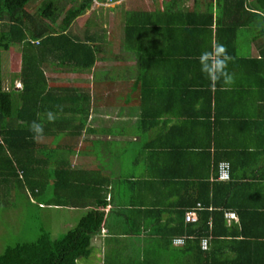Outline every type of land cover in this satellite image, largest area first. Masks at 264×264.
Wrapping results in <instances>:
<instances>
[{
    "label": "crops",
    "instance_id": "crops-1",
    "mask_svg": "<svg viewBox=\"0 0 264 264\" xmlns=\"http://www.w3.org/2000/svg\"><path fill=\"white\" fill-rule=\"evenodd\" d=\"M116 1L105 4L104 21L100 17L83 28L81 36L91 32L101 45L93 66L72 69L54 58L42 66L48 86L60 88V98L68 94L61 116L72 120L61 124L60 150L66 151L71 168L91 174L82 173L79 178L86 181L77 187L100 188L104 195L102 207L71 208L79 212L71 221L74 228L81 220L93 223L97 211L103 213L91 236V252L81 259L92 256L96 264H264V219L258 214L264 210L259 70L227 71L229 86L220 79L209 91L187 86L192 70L188 61L172 55L181 42L173 23L149 28L138 21L136 27L145 29L134 33L130 47L125 45L126 11L167 6L131 0L130 8ZM237 41L245 51L239 57L260 58L264 34L256 37L242 29ZM137 50L145 54L146 64L134 54ZM70 106L86 113L81 116ZM123 156L129 157L127 169L117 166ZM213 157L229 162V180L214 177ZM222 182L232 186L223 188ZM212 200L228 206L223 210ZM187 211L194 212L195 220L186 221ZM204 211L209 212L207 222ZM210 214L216 216L214 225ZM205 227L208 232L198 239ZM202 239L208 241L206 250Z\"/></svg>",
    "mask_w": 264,
    "mask_h": 264
},
{
    "label": "trees",
    "instance_id": "trees-1",
    "mask_svg": "<svg viewBox=\"0 0 264 264\" xmlns=\"http://www.w3.org/2000/svg\"><path fill=\"white\" fill-rule=\"evenodd\" d=\"M31 1L0 0V50L7 51L18 45L20 70L17 78L21 83L20 88L13 84L11 89L5 88L0 71V196H10L14 192L15 196L22 193L30 199L38 196L42 200L38 202L39 205L102 207L105 204L102 189L85 191L77 187V183L84 180L79 176L82 173L91 176L89 171L71 168L63 150H60L58 139L61 124L72 120L71 115L68 118L61 116L65 109L62 102L68 94L60 98V88L48 86L42 67L49 58L67 63L72 69H88L93 66L101 45L90 37L91 32L86 31L81 36L72 33L70 26L90 8L94 0H43L36 16L27 8ZM68 1L70 5L65 7ZM96 1L104 3L116 0ZM185 1L168 0L165 10H160L157 5L151 11H126L125 45L130 47L129 40L134 33L145 29L142 23L149 28L153 24L160 26L173 23L179 29L181 42H177V51L172 55L188 61L192 70L187 86L209 91L211 87L219 85L218 80L211 81L201 71L199 59L202 53L214 54L217 45H223L225 53L230 57L226 71L257 68L264 84V46L260 48V58H251L239 57L237 45L238 34L242 29H249L256 37L264 34V26L261 24L264 23V0H188L189 4ZM39 18L48 20L49 24H44ZM138 21H141V28L136 27ZM134 54L141 56L146 64L144 53L137 50ZM212 62L213 58L209 57V63ZM82 97L85 101V96ZM73 109L81 116L86 113L79 106L77 110ZM73 109L70 106L68 110ZM49 113L52 119H49ZM33 122L42 131H34L31 127ZM83 123L80 122L81 126ZM44 135L51 137L48 145L39 143ZM207 156L209 163L210 157ZM219 160L217 157L212 160L216 171L221 162ZM219 184L226 189L232 186L228 182ZM207 201L203 206L208 205ZM211 203L223 210L228 206L224 200L218 204L212 200ZM204 212L207 222L209 212ZM218 213L224 221L223 211ZM238 214L242 223L243 214ZM258 214L264 219V210ZM210 215L214 225L216 216ZM102 216V211H97L93 223L86 222V219L78 227L68 229L55 238L51 237L49 227L47 230L42 227L34 240L7 246L0 253V264H77L78 258L89 256L91 236L99 229ZM207 232L208 227H205L196 237L199 239Z\"/></svg>",
    "mask_w": 264,
    "mask_h": 264
},
{
    "label": "rangeland",
    "instance_id": "rangeland-1",
    "mask_svg": "<svg viewBox=\"0 0 264 264\" xmlns=\"http://www.w3.org/2000/svg\"><path fill=\"white\" fill-rule=\"evenodd\" d=\"M130 1L131 0H123L121 3H127L131 8L132 5L130 4ZM157 1L162 6H166L168 0ZM42 2L43 0H32L27 5V8L33 15L36 16L38 7L42 4ZM97 2L98 1L94 0L88 10V13H83V15H80L73 21V24L70 27V31L72 33H78V35H81L83 33L85 23L89 21L98 22L100 20V17L102 19L101 21H104L106 19L105 13L107 10V6H105V4L110 2ZM69 5L70 3L68 1L66 2L65 7ZM39 19L44 24H49L48 20L42 18ZM237 43L238 53L240 55H244L245 51L243 49V45L240 44L239 41H237ZM19 52L20 51L18 45H14L7 51L0 50L1 79L3 81V86L7 89H11L13 86L16 88L20 86L19 84H17L20 83L19 79L17 78V74L20 70ZM11 84H13V86ZM41 138L42 139H39V143L41 145L49 144L48 138ZM61 139L62 137L58 139V144L60 143ZM63 154H66L65 150H63ZM65 158L67 160L66 155ZM128 159V156H123L121 157V159L119 158V163L117 164V166L122 164V169H127ZM112 161L115 162L116 157H113ZM30 198L29 196H25L22 193L15 196L14 192H12L10 196H0V253H2L7 246L14 245L17 242H28L34 240L38 235L39 229L42 227L46 230L49 227L52 238H55L56 236H58V234L65 232L68 229L74 228L75 224L72 225L71 221H73V219L75 218L74 216H76L77 218V215H79L78 211H73L71 207H65L61 205L60 207L39 205L38 202H42L41 198H39L38 196L34 197V199ZM60 212L63 213L61 216ZM82 223L83 220H81L79 224ZM77 260V264H96V261L92 260V256H90L88 259L78 258Z\"/></svg>",
    "mask_w": 264,
    "mask_h": 264
},
{
    "label": "clouds",
    "instance_id": "clouds-1",
    "mask_svg": "<svg viewBox=\"0 0 264 264\" xmlns=\"http://www.w3.org/2000/svg\"><path fill=\"white\" fill-rule=\"evenodd\" d=\"M209 57L213 58V62L209 63ZM201 60V71L204 72L208 78L215 82L216 80L223 79L224 84H230L232 82V76L226 71V66L230 57L225 53L223 45H217L215 53H202ZM49 119H52L49 113ZM32 129L36 132L42 131L40 126L33 122Z\"/></svg>",
    "mask_w": 264,
    "mask_h": 264
},
{
    "label": "built area",
    "instance_id": "built-area-1",
    "mask_svg": "<svg viewBox=\"0 0 264 264\" xmlns=\"http://www.w3.org/2000/svg\"><path fill=\"white\" fill-rule=\"evenodd\" d=\"M109 2H111V1H109ZM229 178H230V165H229V163L227 161L219 162L218 167H217V179L224 181V180H229ZM195 218L196 217H195L194 212L187 211L185 213L186 221H193V220H195ZM174 242L180 243V242H182V240L177 239V240H174ZM200 245H201V248L206 249L207 245H208L207 239H202L200 241Z\"/></svg>",
    "mask_w": 264,
    "mask_h": 264
}]
</instances>
